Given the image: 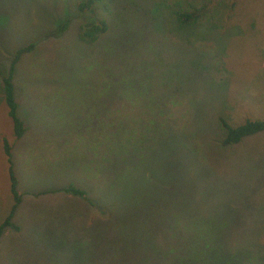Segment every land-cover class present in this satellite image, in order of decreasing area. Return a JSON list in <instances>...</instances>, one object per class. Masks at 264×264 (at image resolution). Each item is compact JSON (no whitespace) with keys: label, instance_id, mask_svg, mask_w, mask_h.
<instances>
[{"label":"rangeland","instance_id":"obj_1","mask_svg":"<svg viewBox=\"0 0 264 264\" xmlns=\"http://www.w3.org/2000/svg\"><path fill=\"white\" fill-rule=\"evenodd\" d=\"M78 1L0 0V65L69 19L16 63L19 138L0 91V264H264V131L217 120L264 119V0Z\"/></svg>","mask_w":264,"mask_h":264},{"label":"trees","instance_id":"obj_2","mask_svg":"<svg viewBox=\"0 0 264 264\" xmlns=\"http://www.w3.org/2000/svg\"><path fill=\"white\" fill-rule=\"evenodd\" d=\"M101 0H80L77 2L76 9H79L81 12H95V3H98ZM200 7L194 6L192 1H188L185 5L187 7L179 8L175 11V14L178 20L181 23L193 24L203 17L209 18V14L205 12L204 6L200 2ZM69 19L66 18L64 21L60 22L55 30L46 34L52 36H60L68 28ZM108 26L105 20H100L94 24H90L79 32V38L83 41H94L100 34L107 30ZM43 37V36H42ZM35 38L28 43L16 47L15 50L10 54L9 62L4 65H0V91L3 94V99L5 101L8 114L12 121L13 134L15 138H19L25 131V125L22 118L19 116L17 107L18 103L16 101V86L13 83V77L16 70L17 61L23 56V54L34 50L37 40H44L46 38ZM219 127L222 130L220 143L221 145L230 144L237 142L242 136L252 134L254 132L264 131V119L257 118H246L242 122L231 125L221 116H217ZM2 152L6 156L7 165H8V175H9V190L12 197V203L7 216L0 222V236L4 231L5 227H12L19 229L15 222L12 220L13 214L21 201L22 194L19 192L17 187V177L14 169V163L11 156L12 143L8 141L5 137L2 138ZM53 191V190H52ZM57 191H65L77 196H85L86 191L81 188L76 187L73 184L68 186L61 187ZM50 192L46 190L45 192H36L37 195L41 193ZM87 199V198H86ZM88 200V199H87Z\"/></svg>","mask_w":264,"mask_h":264},{"label":"crops","instance_id":"obj_3","mask_svg":"<svg viewBox=\"0 0 264 264\" xmlns=\"http://www.w3.org/2000/svg\"><path fill=\"white\" fill-rule=\"evenodd\" d=\"M19 205V204H18ZM17 209V208H16ZM16 211V210H15ZM15 213V212H14ZM14 215V214H13ZM17 225V224H16ZM18 226V225H17ZM6 228H9V227H5L4 228V230H6ZM12 228V227H11ZM13 229H15V228H13ZM2 235V234H1Z\"/></svg>","mask_w":264,"mask_h":264}]
</instances>
